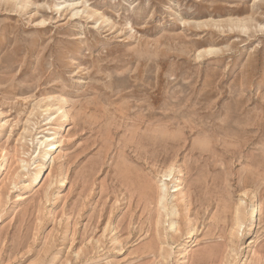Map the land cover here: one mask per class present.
Returning <instances> with one entry per match:
<instances>
[{
	"label": "rangeland",
	"instance_id": "rangeland-1",
	"mask_svg": "<svg viewBox=\"0 0 264 264\" xmlns=\"http://www.w3.org/2000/svg\"><path fill=\"white\" fill-rule=\"evenodd\" d=\"M0 264H264V0H0Z\"/></svg>",
	"mask_w": 264,
	"mask_h": 264
},
{
	"label": "bare ground",
	"instance_id": "bare-ground-1",
	"mask_svg": "<svg viewBox=\"0 0 264 264\" xmlns=\"http://www.w3.org/2000/svg\"><path fill=\"white\" fill-rule=\"evenodd\" d=\"M24 1H26V0H24ZM243 28H245V25H243ZM205 51L206 52H210V51H212V49H205L204 52ZM59 113H60V115H59V124H60V127H61L60 129H62L64 124L68 121L69 116H68V112L65 109H62ZM56 133H58V131ZM52 134H54V133H52ZM52 134L46 133L44 135L38 136V138H42V139H39L37 141V143H36L37 147L36 148L37 149L43 148V150H44L43 155H42V166L44 168V171L41 174V170H42L41 169L40 171L34 173V175L31 176V178H30L31 184L30 185H31L32 188H36L39 185V183H40L41 179L43 178L44 174H46V172L47 173L49 172V167H50V163H51V160H50L51 152H53V150H55L57 148L55 137L52 136ZM58 182L60 184H63L64 183V179H60ZM259 212H260V208L258 206V200L256 198V195H252V197L250 199V206H249V209H248V211L246 213L248 218H252L249 221V223H251L250 227L247 228V230L249 232H250V230H252L257 225L260 224L261 221H260V217H259ZM237 223H238L237 225L240 228V226L242 225V221H239ZM250 237H251V235H249L248 238H250Z\"/></svg>",
	"mask_w": 264,
	"mask_h": 264
}]
</instances>
